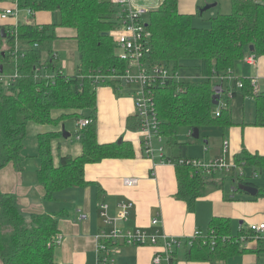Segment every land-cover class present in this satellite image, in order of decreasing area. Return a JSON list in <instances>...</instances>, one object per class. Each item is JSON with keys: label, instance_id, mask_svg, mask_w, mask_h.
I'll return each mask as SVG.
<instances>
[{"label": "trees", "instance_id": "trees-1", "mask_svg": "<svg viewBox=\"0 0 264 264\" xmlns=\"http://www.w3.org/2000/svg\"><path fill=\"white\" fill-rule=\"evenodd\" d=\"M179 6L180 0H162L160 7L150 11L147 19L152 34V60L175 71L181 69L184 62H199L203 78L202 82L168 80L164 87L157 89L160 134L165 148L171 150L169 157L175 161L189 157V146L178 141L182 127L190 132L248 126L234 119L229 103L217 116L213 96L214 88L219 84L215 81L223 83L236 64L251 54L255 58L264 57V0H231L230 13L211 18L208 29L193 24L196 18H204L202 8L196 15H189L180 13ZM19 7L23 11L29 10L32 16L37 12L55 13L59 15V21L43 26L19 23L17 53L16 37L11 33L13 29L5 28V39L10 48L0 52V63H12L18 77L11 88L0 83V169L9 164L18 172L24 169L25 140L30 124L58 128L68 120L92 121L75 134L82 145V155L60 156L58 164L55 163L52 144L63 135V131L52 130L37 136L38 183L45 190V198L51 201L64 190L87 186L88 165L135 156L130 142L103 144L98 140L95 88L111 86L120 97L128 92L121 80L108 84L95 81L96 76L109 75L112 70H121L125 65L117 57L113 36L121 17L117 18L116 8L119 6L113 0H19ZM57 28L75 32L79 53L75 75H67L55 66L59 61L53 50L58 38ZM251 46H254V53L250 52ZM44 54H47L46 59ZM240 81L244 83L243 89L237 88ZM235 88L242 95L255 98L256 115L252 125L264 128V92L254 95L248 78L236 79ZM238 92L234 91L233 97ZM131 121L129 130L136 131L134 119ZM233 164L231 172L220 171L208 177L194 167L177 163L178 191L175 198L185 202L188 211L194 213L198 201L213 190L223 191L224 180L229 177L235 185L251 184L259 189L257 196L243 197L240 201L264 200V185L246 180L256 178L257 174L264 175V155L243 147L234 157ZM246 169L254 172L253 177H246L243 172ZM218 174L222 176L221 182L215 180ZM236 191L243 193L239 188ZM60 215L42 213L27 219L19 207L17 195L0 190V259L3 264H55L54 239L60 232ZM214 237L217 243L212 247L209 243ZM227 237L230 239L224 241ZM240 237V234L233 235L231 218L214 217L208 229L202 231L191 246L183 248L189 262L225 263L251 252L246 245L254 239L244 244ZM262 247L264 240H258V250L254 252H261Z\"/></svg>", "mask_w": 264, "mask_h": 264}, {"label": "crops", "instance_id": "crops-1", "mask_svg": "<svg viewBox=\"0 0 264 264\" xmlns=\"http://www.w3.org/2000/svg\"><path fill=\"white\" fill-rule=\"evenodd\" d=\"M132 3L135 7H144L154 11L160 7L162 0H132ZM207 3L215 4L214 8L221 3L222 10L225 11L223 14H228L231 11V0H180V13L196 15L198 9H203L205 5H208ZM10 7L11 3L0 0V13ZM58 21L59 15L52 12H37L32 16L21 10L17 18H9L7 21L0 19V44L3 43L2 30L5 28L11 29L19 23L43 26ZM200 23L197 19L193 22L197 28L200 27ZM56 32L58 38L53 44V50L59 61L55 62V66L67 75H75L77 73L75 53L78 52L77 43L74 40L75 32L67 28H57ZM63 53L65 55L67 53L65 59H63ZM237 67H239L236 71L239 78H258L260 90L264 92V57H257L252 65L248 64L245 59L237 64L235 69ZM235 69L223 82L228 83L225 90L226 103L221 100L220 105L224 106V103L225 105L229 103L231 106V100H233L234 119L248 124V126L231 127L226 130L209 129L204 132L203 136L206 137L205 144H210L212 135L220 136L222 134L223 148L225 143L227 144L226 162H233L234 157L241 152L243 147L252 153L264 155V128L252 125L255 122V117L246 120L242 112L240 117L237 116V106L242 104L244 111L246 100L253 99L255 101V98L243 95L241 101L238 102L241 94L235 88ZM232 84L234 85L232 86ZM234 91L238 93L228 101V93L231 92L233 95ZM96 92L99 142L103 144L116 143L120 140L130 142L135 152L133 158L110 159L88 165L86 179L89 184L87 186L64 190L50 201L45 198V190L38 183L37 173L40 168V160L35 141H33V134L35 137L52 130L63 131L61 130L63 125L48 129L47 126L30 124L28 131L32 130V133H29L32 141L27 143L25 140L24 155L27 161L24 162V169L18 172L12 164H9L0 171V190L3 193L17 195L19 207L27 219L34 214H61L58 235L61 242L55 246V264H97L96 236L103 229L99 214V206L102 203H109L114 211L122 201H130L134 204L130 220L120 225L125 231L150 229L152 219L158 214L161 219L160 228L164 233L170 237L183 239L194 237L198 230H207L214 217L231 218L233 224L235 220L239 221L237 234L240 233L241 228L246 230L249 224H264V200L240 201L235 196H231L232 200L225 202L223 192L219 189L213 190L208 196L200 199L196 211L190 213L186 203L175 198L178 191L175 167L160 164L159 160L153 162L145 158L141 136L127 128V120L130 117L132 119L135 114L133 99L126 95L120 97L114 89L105 86H99L96 88ZM70 135L68 139L62 135L53 141L52 150L56 164H58L60 156L79 157L82 155L81 143L77 141L75 135ZM206 152L207 149H203L202 152L200 146L197 145L188 148L190 158L205 162L216 161L224 155L221 147V153L219 152L215 159L212 157L207 160L209 156ZM30 158L32 161H28ZM125 178H136L138 184L134 187H127L124 184ZM253 179L248 181L253 182ZM98 189H101V192ZM246 247L251 252L231 258L225 263L215 264H264V248H261V252H254L258 250L257 240L249 242ZM158 252L159 249L151 246H120L114 256L113 264H154V258ZM178 252L172 264H211L189 262L186 258V251L184 256ZM0 264H3L1 259ZM161 264L170 263L164 260Z\"/></svg>", "mask_w": 264, "mask_h": 264}, {"label": "built area", "instance_id": "built-area-1", "mask_svg": "<svg viewBox=\"0 0 264 264\" xmlns=\"http://www.w3.org/2000/svg\"><path fill=\"white\" fill-rule=\"evenodd\" d=\"M11 3V7L0 13V19L7 21L9 18H17L21 12L19 0H6ZM121 10V23L118 26L120 31L116 38V54L117 57L125 63L123 69L112 70L109 75H98L95 81L108 84L116 80H121L128 88L126 96L133 99L135 105V114L132 119L137 125L135 132L141 136V144L144 157L155 162L159 160L160 164L174 166L178 163L181 166L194 167L202 171L208 177L213 173L225 171L227 173L234 169L233 162H226L225 154L227 152V144L223 148V157L211 162H205L195 158H183L179 161L167 157L165 154L164 139L160 134V121L158 118L156 107V92L158 88L164 87L169 81H183L180 74L163 64L155 63L152 60V34L148 29L147 19L150 10L144 7H135L132 0H113ZM29 15L32 13L26 10ZM17 27H13L12 34L16 37L15 51L18 52ZM255 56L249 55L246 62L250 65L255 63ZM3 72L0 73V83L5 87L11 88L13 82L18 77V72L13 67L12 73L8 77ZM6 80V82H5ZM254 95L263 93L259 87V79H249ZM237 88L243 89L242 81L237 83ZM215 95H220V104L225 90L222 86L214 88ZM232 92V91H231ZM229 92L227 99H232L233 95ZM226 96V95H225ZM224 103V107H226ZM220 110L217 111V116ZM92 121L90 119H82L76 122L78 130L85 128ZM192 136V131L189 133ZM124 184L127 187H134L138 184L136 178H125ZM134 204L130 201H122L116 211L109 203H102L99 206V214L103 223L102 231L96 236V252L97 264H113L114 256L118 252L120 246H151L159 249L154 258V264H161L164 260L172 264L175 253L184 246H191L192 241L202 235V231L198 230L194 237L183 239L180 237H170L160 228L161 219L157 214L151 222V228L147 230L125 231L120 225L130 220ZM86 218V216H84ZM214 234V231H211ZM240 240L246 244L252 238L254 240H264V224H249L246 230L240 229ZM252 235V236H251ZM224 238L223 240H229ZM253 240V241H254ZM61 239L55 237V245L59 244ZM217 243L216 237L211 239L209 243L214 247ZM72 264V263H69Z\"/></svg>", "mask_w": 264, "mask_h": 264}, {"label": "rangeland", "instance_id": "rangeland-1", "mask_svg": "<svg viewBox=\"0 0 264 264\" xmlns=\"http://www.w3.org/2000/svg\"><path fill=\"white\" fill-rule=\"evenodd\" d=\"M116 10L118 12L117 18H120L121 17V10L119 8H116ZM224 12L225 11L222 10L221 3L216 8H214L212 10L210 9V11L207 12L208 14L206 13V15L204 16L203 19H201L200 17L196 18L199 22H201L200 23L201 25L198 28H206V29L210 28L211 27L210 16L213 18V17H216L218 14H223ZM119 33H120L119 29L116 28L114 30V32H113V36L115 38H117L119 36ZM9 46L10 45H9L7 39H4L3 43L0 44L1 51L2 52L7 51L9 49ZM66 55H67V53H66ZM66 55L63 53V55H62L63 59L66 58ZM44 56H45L44 59H46L47 58V54H44ZM75 56H76L75 64L78 65L79 53L77 51L75 53ZM239 63L240 62H238L237 64H239ZM0 65H1V63H0ZM183 65L184 66L181 69L178 70V74H180V79H182L183 81H186V82H202L203 81V78L201 76V73H200V70H199V67H198L199 66V62H184ZM3 66H4V74H5V76L8 77V75L12 73L13 64L12 63L11 64L5 63V64H3ZM238 68L239 67H237L235 69V72H234L235 77H234V79L239 78V76H237V72H236ZM5 82H6V80H5ZM215 84L222 85L224 90H226L227 87H228V83H226V82L222 84L219 81H215ZM233 85L234 84H232V86ZM105 87L113 89L111 86H105ZM241 95L239 97V101L238 102H240L242 97H243V95L242 96ZM122 97H125V96H122ZM127 97H129V96H127ZM222 100H223V102L226 103V96L225 95H223ZM249 100L250 101L246 100L244 111L242 110V104L237 106V112H238L237 116L240 117L241 116V112H242V113H244L246 120H249V118H254L255 115H256V103H255V101L253 99H249ZM232 103H233V100H231V106H230L231 111L233 110V106H234V103H233V105H232ZM222 108H223L222 105L216 106V110H220ZM237 122H240V121L237 120ZM131 124H132V121H131V117H130L127 120V123H126L127 128H129L131 126ZM33 125H36V124H33ZM64 127H65V131L70 133V134H73V136L77 133L76 121L75 120L66 121L65 124H64ZM235 127H242V126H235ZM47 128L50 129L52 127L47 126ZM213 129H215V128H213ZM61 130H63V126L61 127ZM205 131L206 130H201L200 139H194L189 134L190 133L189 130L187 128H185V127H182L180 129V131H179L178 141H179V143L187 144L189 147L190 146L193 147L194 145L200 146V148L202 149V152H203V149H207L206 154H208V156H209V157H207L208 158L207 160H209L212 157L215 159L216 156L218 155V153L219 152L221 153V147H222V151H223L222 134H220V136L212 135V138L210 137L211 138L210 144H205L206 139L203 138V136L205 134L204 133ZM29 133H32L31 129L28 131V134L26 136L27 143H31V141H32V137L29 135ZM135 133H137V132H135ZM206 133H210V132H206ZM33 141H35L36 149L38 150L37 136L34 137V134H33ZM170 152H171V150L168 147H166L165 154H166L167 157H169ZM28 161H32V158L28 159ZM6 167L0 169V171L4 170ZM243 172L246 174V177H253L254 172L252 170L246 169V170H243ZM215 180H217V182H221L222 181V176L220 174H218L217 177L215 178ZM246 180L248 181V179H246ZM254 181H257L258 182L257 184L263 186L264 185V175L257 174V177L253 179V182ZM238 187H239V183H237L235 185L233 183V181L229 177H226V180H224V188H223V191H222L223 192L222 194L224 195L223 198H224L225 202H229V200L231 199V196L232 197L235 196V198L237 200L243 199V197L250 198V195L246 194L245 192H243V193L239 192V191L234 192L235 190L238 189ZM238 228H239V221L235 220L234 224H233V235H238L236 233L238 231ZM204 231H206V230H204ZM178 253L180 255L184 256L185 249L182 248L181 250H179Z\"/></svg>", "mask_w": 264, "mask_h": 264}, {"label": "water", "instance_id": "water-1", "mask_svg": "<svg viewBox=\"0 0 264 264\" xmlns=\"http://www.w3.org/2000/svg\"><path fill=\"white\" fill-rule=\"evenodd\" d=\"M215 6H216L215 4H208L203 9H201V12L205 13L208 10L214 8ZM2 37L4 39L7 37L4 29L2 30ZM250 52L251 53L255 52L254 46L250 47ZM2 72H3V65H0V73H2ZM220 99H221L220 95H214L213 96V105L219 106L220 105ZM70 136H71L70 133L66 132L65 127L63 126V137L68 139V138H70ZM192 137L194 139H200V137H201L200 130L199 129L192 130ZM121 142H122V140L119 141V143H121ZM238 188L241 191H243L246 194L253 196V197L257 196V194L259 192V189L256 186L251 185V184H239Z\"/></svg>", "mask_w": 264, "mask_h": 264}]
</instances>
